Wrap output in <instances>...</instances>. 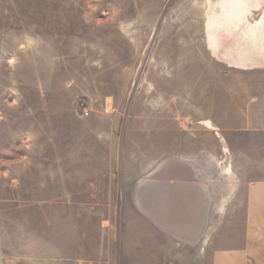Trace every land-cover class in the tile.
Here are the masks:
<instances>
[{
    "label": "rangeland",
    "instance_id": "obj_1",
    "mask_svg": "<svg viewBox=\"0 0 264 264\" xmlns=\"http://www.w3.org/2000/svg\"><path fill=\"white\" fill-rule=\"evenodd\" d=\"M207 4L0 0V264H204L181 257L208 237L178 244L173 181L169 229L146 249L137 178L148 156L173 175L175 108L221 107L224 78L237 92L239 71L209 50ZM217 220L222 237L231 213Z\"/></svg>",
    "mask_w": 264,
    "mask_h": 264
},
{
    "label": "crops",
    "instance_id": "obj_2",
    "mask_svg": "<svg viewBox=\"0 0 264 264\" xmlns=\"http://www.w3.org/2000/svg\"><path fill=\"white\" fill-rule=\"evenodd\" d=\"M217 59L239 71L237 92H231V82L224 78L221 107L216 109L214 99L207 97L205 105L199 106L197 99L189 114H180V118L175 108L173 175L164 167L167 158L153 163L160 170L157 172L152 170L148 156L137 178L146 197L142 209L148 217L145 245L146 249H156L154 238L159 237L155 234L169 229L164 218L171 211L167 194L163 199L161 192L173 181L174 236L178 244L198 248L200 236L206 233L208 237L201 252H182V258L189 254L204 264H264V61L235 65ZM166 114L165 119L160 116L159 137H166L169 130ZM151 128L149 124L148 131ZM200 212L206 216L203 225L199 224ZM223 213H231L232 220L225 227L230 229L216 237L223 220L218 226L215 223ZM238 213L244 214L235 216ZM149 250L153 258L154 252Z\"/></svg>",
    "mask_w": 264,
    "mask_h": 264
},
{
    "label": "bare ground",
    "instance_id": "obj_3",
    "mask_svg": "<svg viewBox=\"0 0 264 264\" xmlns=\"http://www.w3.org/2000/svg\"><path fill=\"white\" fill-rule=\"evenodd\" d=\"M207 2L208 48L214 57L235 65L264 61V11L260 21L252 16L257 8L264 7V0Z\"/></svg>",
    "mask_w": 264,
    "mask_h": 264
},
{
    "label": "flooded vegetation",
    "instance_id": "obj_4",
    "mask_svg": "<svg viewBox=\"0 0 264 264\" xmlns=\"http://www.w3.org/2000/svg\"><path fill=\"white\" fill-rule=\"evenodd\" d=\"M256 14H258V17H257V19H258V20H260V18H261V15H259V13H258V12H254V13L252 14V16L254 17Z\"/></svg>",
    "mask_w": 264,
    "mask_h": 264
},
{
    "label": "built area",
    "instance_id": "obj_5",
    "mask_svg": "<svg viewBox=\"0 0 264 264\" xmlns=\"http://www.w3.org/2000/svg\"><path fill=\"white\" fill-rule=\"evenodd\" d=\"M88 113H89V112H87V111L85 112V114H88Z\"/></svg>",
    "mask_w": 264,
    "mask_h": 264
}]
</instances>
